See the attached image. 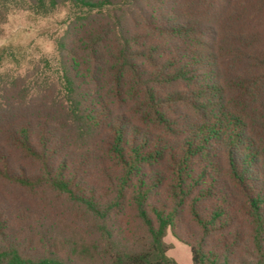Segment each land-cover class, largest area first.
Listing matches in <instances>:
<instances>
[{"label":"trees","instance_id":"1","mask_svg":"<svg viewBox=\"0 0 264 264\" xmlns=\"http://www.w3.org/2000/svg\"><path fill=\"white\" fill-rule=\"evenodd\" d=\"M66 7L56 61L0 75V264H264V0Z\"/></svg>","mask_w":264,"mask_h":264},{"label":"rangeland","instance_id":"2","mask_svg":"<svg viewBox=\"0 0 264 264\" xmlns=\"http://www.w3.org/2000/svg\"><path fill=\"white\" fill-rule=\"evenodd\" d=\"M67 21V10L63 6L48 16L22 9L11 12L0 34V75L32 73L42 59L56 61L59 57L57 42L64 34ZM165 241L171 245L170 256L181 264L192 263L190 246L179 241L171 230Z\"/></svg>","mask_w":264,"mask_h":264}]
</instances>
